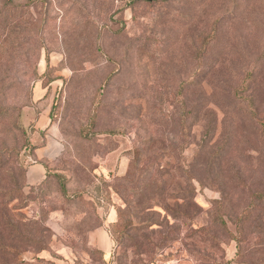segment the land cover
<instances>
[{
  "label": "rangeland",
  "instance_id": "374dc122",
  "mask_svg": "<svg viewBox=\"0 0 264 264\" xmlns=\"http://www.w3.org/2000/svg\"><path fill=\"white\" fill-rule=\"evenodd\" d=\"M0 264H264V0H0Z\"/></svg>",
  "mask_w": 264,
  "mask_h": 264
},
{
  "label": "crops",
  "instance_id": "0c3cea01",
  "mask_svg": "<svg viewBox=\"0 0 264 264\" xmlns=\"http://www.w3.org/2000/svg\"><path fill=\"white\" fill-rule=\"evenodd\" d=\"M34 166V171L31 172L28 176L29 182L32 184H36L41 180L40 178L42 176V170L46 171L43 164L38 163ZM91 240L95 245L103 250L108 251L109 249H111L109 232L104 226L99 227L91 234Z\"/></svg>",
  "mask_w": 264,
  "mask_h": 264
},
{
  "label": "water",
  "instance_id": "95a60500",
  "mask_svg": "<svg viewBox=\"0 0 264 264\" xmlns=\"http://www.w3.org/2000/svg\"><path fill=\"white\" fill-rule=\"evenodd\" d=\"M146 1H149V2H151V1H154V0H146Z\"/></svg>",
  "mask_w": 264,
  "mask_h": 264
},
{
  "label": "trees",
  "instance_id": "16d2710c",
  "mask_svg": "<svg viewBox=\"0 0 264 264\" xmlns=\"http://www.w3.org/2000/svg\"><path fill=\"white\" fill-rule=\"evenodd\" d=\"M28 226V225H27Z\"/></svg>",
  "mask_w": 264,
  "mask_h": 264
}]
</instances>
